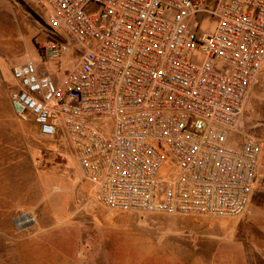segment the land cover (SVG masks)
<instances>
[{
	"label": "built area",
	"instance_id": "built-area-1",
	"mask_svg": "<svg viewBox=\"0 0 264 264\" xmlns=\"http://www.w3.org/2000/svg\"><path fill=\"white\" fill-rule=\"evenodd\" d=\"M39 2L69 39L43 45L61 83L28 61L13 70L11 101L39 137L70 147L94 202L111 213L243 215L262 160L242 130L264 69V0Z\"/></svg>",
	"mask_w": 264,
	"mask_h": 264
},
{
	"label": "rangeland",
	"instance_id": "rangeland-1",
	"mask_svg": "<svg viewBox=\"0 0 264 264\" xmlns=\"http://www.w3.org/2000/svg\"><path fill=\"white\" fill-rule=\"evenodd\" d=\"M49 37L69 40L51 8L39 0H0V202L2 197L30 206L54 194L66 196L70 202L51 201L43 216L50 218L63 210L67 224L60 228L64 231L50 239L63 247L65 258L75 255L79 264H264V91L253 90L243 116L244 135L262 145L258 182L243 215H109L93 202L87 184H77L79 175L70 147L59 138L39 137L33 116L21 120L13 107L10 95L18 89L13 76L16 66L34 61L40 71L55 69L43 49ZM65 58L71 67L76 56ZM80 210L84 212L79 214ZM85 210L100 218L93 224L80 221L86 217ZM20 214L35 215L33 209L20 208L14 217L3 218V225L12 226L15 232H28L34 224L19 228ZM74 224L82 229L73 228ZM3 225L0 264H6L9 260L4 263V257L10 255Z\"/></svg>",
	"mask_w": 264,
	"mask_h": 264
},
{
	"label": "crops",
	"instance_id": "crops-1",
	"mask_svg": "<svg viewBox=\"0 0 264 264\" xmlns=\"http://www.w3.org/2000/svg\"><path fill=\"white\" fill-rule=\"evenodd\" d=\"M49 70L48 71L50 76L57 83H61L62 77L61 76L59 77L54 69L53 70L49 69ZM258 88H261V90L264 91V69L257 78L253 90H255L256 92ZM252 95H254L253 91L251 93L249 101ZM46 161H50L48 157L46 158ZM74 167L77 169V175H79V180L77 184L79 185L81 182L87 184L90 190V197L93 200L90 184L82 178L81 171L76 163ZM73 190H76V187H74ZM56 195L58 194H54L51 199L49 198V200L41 199L38 203L35 204L33 201L31 202L32 205L30 206L24 205L25 203L23 204L22 201H11L6 198L2 199L1 197V202H0L2 205L0 209L2 211L0 215L1 225H3V220H2L3 218L9 219L11 217H14V213L16 212L18 213L20 208H24V207L33 209L35 213L34 217L36 218V223L29 228L28 232H15L12 226L6 224L3 225L5 231L3 235L4 244L8 246L7 248H9V252H10L9 256L6 255L4 257V261H3L4 263H6V261L9 260L6 264H79L77 260L73 258L75 255L71 256L72 259L65 258L66 255L64 253L65 251L63 247H61V245L59 244H54V242H52L50 239L51 235L53 236L56 234L58 235L59 232H61L62 230L64 231V227L62 228L60 227L63 224L64 225L67 224V222L63 220V210L58 212V214H54L50 218H46L45 216H43L45 214V211L49 210L48 207L51 201L56 200V201L70 202V200L66 199V196H56ZM82 212L84 211L80 210L79 214H82ZM85 212H86L85 213L86 217L84 218L81 217V219H79L80 221H84V222L90 221V223L93 224L96 220L100 218L98 215H93V212L91 214L90 213L88 214L86 210ZM108 214L112 215L111 212H108ZM74 227L77 229H82V227L78 228L75 224L73 225V228ZM193 264H200V263H198L197 261V263L194 262Z\"/></svg>",
	"mask_w": 264,
	"mask_h": 264
}]
</instances>
